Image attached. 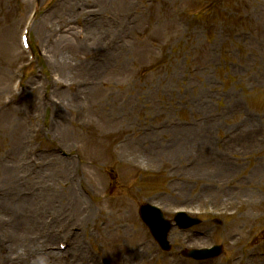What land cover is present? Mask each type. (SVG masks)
<instances>
[{"label": "rangeland", "instance_id": "374dc122", "mask_svg": "<svg viewBox=\"0 0 264 264\" xmlns=\"http://www.w3.org/2000/svg\"><path fill=\"white\" fill-rule=\"evenodd\" d=\"M35 3L30 62L19 33ZM92 6L0 0L1 264L15 244L31 262L37 245L57 253L60 242L46 264H264V0H127L107 17ZM127 138L143 143L137 161ZM144 202L203 222L175 227L165 252L140 219ZM214 244L216 259L181 253Z\"/></svg>", "mask_w": 264, "mask_h": 264}, {"label": "bare ground", "instance_id": "6f19581e", "mask_svg": "<svg viewBox=\"0 0 264 264\" xmlns=\"http://www.w3.org/2000/svg\"><path fill=\"white\" fill-rule=\"evenodd\" d=\"M126 1L127 0H95V2H97L98 9L96 7H94V6H92V8H94V9H92L91 11L90 10L89 11H85V13L88 14V15L91 14V15L100 16V17L101 16L102 17H107V15H108L107 14L108 7L112 6L115 3H118V2L125 3ZM21 30H22V28H21ZM75 34L76 33L71 34L72 35L71 38H73V37L76 38L77 34L76 35ZM91 64H93V63H91ZM97 84H98L97 81L94 80V85H97ZM83 90H85L87 93L89 92L88 88H85ZM91 90L94 93H97V92H95V88H91ZM62 96H63V101L66 103V105L70 106L71 108L74 105L75 101H77V100H75V94H71L69 91L68 92H64L62 94ZM87 96H88V94H87ZM93 99H95V95L94 94L92 95V100ZM104 103H105V101H104ZM118 143L120 145H122L124 147V149L127 148L129 151H131L130 154H132V157L129 158L130 160L137 161L139 158L142 157V154L140 153L141 152L140 148H142V144L143 143H140V142H137V141H132L129 138L120 139L118 141ZM117 159H118V157H117ZM99 179L101 181V185H105V179L101 178V177H99ZM65 184H67V180L65 181ZM75 187H76L75 182L73 180H70L69 181V187H67L69 189V196L74 200L73 203H75L77 211H81L80 215H78L77 218H84L83 222L84 221L85 222L86 221L89 222L90 218L92 217V211H93L92 206L87 201V199L84 197V195L82 193H80L78 190H76ZM103 218H112V215L107 213V214H105L103 216ZM119 218H127V217L121 214ZM126 228L127 229L130 228V223L129 222H126L124 224L118 225L117 226V231L122 230V229L125 230ZM107 231H109V230H107ZM113 231L115 232L116 229L113 228L112 232ZM175 234L178 235L177 232H175ZM17 248H18V244H15V246L13 245V247H12L13 251H11L10 254L8 253V256H10V257H9L8 261L4 262V264H41L42 261H45V259L48 258V257H51L52 259L57 260L59 258V255L62 256V254H63L61 252L47 253V252L42 250L41 245H37V247L34 249V252H33V254H35L34 255L35 259L30 262L29 260L33 259V258H30V259H28V261H25L24 258H21V257L20 258H15L14 257L15 256V252H16L15 250ZM138 248H140L141 250H139V252H137V253H140V252L144 251V248L147 249V246L143 245V244H140ZM31 255L32 254H30V256ZM11 257H12V259H11ZM3 259H4V256L0 255V264L3 261Z\"/></svg>", "mask_w": 264, "mask_h": 264}, {"label": "water", "instance_id": "95a60500", "mask_svg": "<svg viewBox=\"0 0 264 264\" xmlns=\"http://www.w3.org/2000/svg\"><path fill=\"white\" fill-rule=\"evenodd\" d=\"M151 211H152L151 207L147 205L142 206L141 209L142 217L149 224L150 228L152 229L156 237L160 240L163 247L168 248L169 245L167 243V236L171 226L167 221L164 220L163 216H161L160 214L158 215L152 214L150 213ZM184 221L185 220L182 221L179 220V224L182 227H186L197 222V220H195V222L193 220L191 221L186 220L187 222ZM221 248L222 247H217L210 250L191 251L189 252V254L196 258H207L211 256H217L219 253H221Z\"/></svg>", "mask_w": 264, "mask_h": 264}, {"label": "clouds", "instance_id": "9594fccd", "mask_svg": "<svg viewBox=\"0 0 264 264\" xmlns=\"http://www.w3.org/2000/svg\"><path fill=\"white\" fill-rule=\"evenodd\" d=\"M42 264H46V262L45 261H42Z\"/></svg>", "mask_w": 264, "mask_h": 264}]
</instances>
